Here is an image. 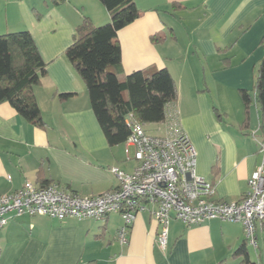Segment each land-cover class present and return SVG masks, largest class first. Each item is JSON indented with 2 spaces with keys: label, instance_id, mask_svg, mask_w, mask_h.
I'll return each instance as SVG.
<instances>
[{
  "label": "crops",
  "instance_id": "obj_1",
  "mask_svg": "<svg viewBox=\"0 0 264 264\" xmlns=\"http://www.w3.org/2000/svg\"><path fill=\"white\" fill-rule=\"evenodd\" d=\"M0 1L6 6L1 12L0 4V33L29 30L47 63L34 89L44 127L0 103V196L27 180L85 196L116 187L111 167L132 171L134 147L125 159L119 150L125 143H108L86 83L65 55L85 17L101 25L110 13L100 0ZM135 2L140 16L117 34L124 74L151 67L171 72L177 85L171 109L197 151V173L215 185V199H241L263 159L260 106L251 105L246 121L240 92L253 90L264 58V0ZM157 34L164 39L154 41ZM122 224L117 213L104 221L16 216L0 229V264H244L235 254L246 239L241 222L186 226L172 219L166 251L157 245L159 224L149 211L137 215L126 244L118 238ZM263 227L256 234L259 258ZM249 245L250 260L260 264Z\"/></svg>",
  "mask_w": 264,
  "mask_h": 264
},
{
  "label": "built area",
  "instance_id": "obj_2",
  "mask_svg": "<svg viewBox=\"0 0 264 264\" xmlns=\"http://www.w3.org/2000/svg\"><path fill=\"white\" fill-rule=\"evenodd\" d=\"M127 122L132 132L125 151L130 159V147H134L136 166L132 171L111 167L118 180L116 187L85 196L57 183L40 186L27 180L19 189L0 196V229L23 214L104 221L117 213L123 218L118 238L126 244L137 215L149 211L159 224L156 242L163 251L169 247L172 219L186 226L214 219L241 222L248 243L258 246L257 230L264 226V142L263 159L248 180L247 194L237 201L218 200L214 198L215 185L197 173V151L180 128L177 111L171 105L162 122L166 126L164 134L149 133L132 113Z\"/></svg>",
  "mask_w": 264,
  "mask_h": 264
},
{
  "label": "trees",
  "instance_id": "obj_3",
  "mask_svg": "<svg viewBox=\"0 0 264 264\" xmlns=\"http://www.w3.org/2000/svg\"><path fill=\"white\" fill-rule=\"evenodd\" d=\"M111 19L95 25L85 17L78 25L73 42L65 55L86 83L92 109L110 145L125 143L132 132L129 114L142 124L161 123L166 108L177 98V85L167 68H146L125 75L121 60L120 29L140 16L135 0H100ZM164 39L153 36L154 41ZM261 44L264 48V37ZM47 73V63L27 29L0 33V103L9 102L27 121L45 126L35 95ZM241 96L249 119L250 107L261 110L264 141V58L259 66L252 91L242 89ZM72 94H61L65 97ZM264 229V227H263ZM246 243L235 251L244 264H256L249 258Z\"/></svg>",
  "mask_w": 264,
  "mask_h": 264
},
{
  "label": "rangeland",
  "instance_id": "obj_4",
  "mask_svg": "<svg viewBox=\"0 0 264 264\" xmlns=\"http://www.w3.org/2000/svg\"><path fill=\"white\" fill-rule=\"evenodd\" d=\"M49 1H51V0H49ZM3 3H4V2H3ZM3 3L0 1L1 9H2L1 12H4L5 7H6L5 5H3ZM14 19H15V18H13V20H14ZM13 20H12L11 17L9 18V22H10L11 24L14 22ZM209 96H217V95H216V94L212 95V94L210 93ZM231 96H236V95H235V94H234V95L231 94ZM145 129H146L149 133H151V134H162L163 131H164V129H163V125H161V124H159V123H149V124H147V125L145 126ZM125 148H126V145H120L119 150L122 151V154H123L124 158L126 159V158H127V154H126ZM133 153H134L133 148H131V157L134 155ZM131 163H132V162H131ZM95 222H96V221H95ZM249 246H250V251H251L252 256L254 257V259H256L257 262H260V264H261V261L264 262V248H263V246L261 245V248H262V257H261V258H259V256H258V248H256V247H255L254 245H252V244H250ZM256 250H257V251H256ZM256 252H257V253H256Z\"/></svg>",
  "mask_w": 264,
  "mask_h": 264
}]
</instances>
